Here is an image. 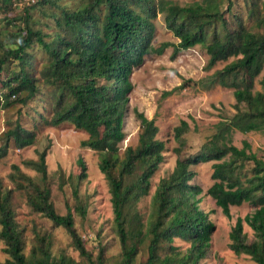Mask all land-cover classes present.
I'll use <instances>...</instances> for the list:
<instances>
[{"label":"trees","instance_id":"trees-1","mask_svg":"<svg viewBox=\"0 0 264 264\" xmlns=\"http://www.w3.org/2000/svg\"><path fill=\"white\" fill-rule=\"evenodd\" d=\"M54 5L55 0H37L26 4L22 13L2 18L0 83L5 90L0 92V105H40L35 109L36 119L31 116L35 121L32 128L16 120L4 131L0 158L9 142L17 148L33 144L38 124L68 122L84 130L88 136L81 144L99 153V169L109 183L121 264H132L146 236L150 237L147 257L140 264H202L214 224L199 206L202 188L193 182L196 172L191 166L198 161H214V181L206 193L225 216L230 217L231 205H254L251 212L236 217L230 227L229 248L235 254L248 255L255 264H264V160L250 150L247 140H242L241 147L232 143L234 131L264 134V77L261 89L254 88L264 68V0H193L184 4L174 0H81L72 8L56 6L57 11L50 13L55 25L50 33L31 11L39 8L44 14L42 7ZM11 7V0H0V12L6 13ZM158 14L163 15L165 27L177 43L151 45L153 19ZM166 45L173 46L172 57L200 46L207 54V70L225 62L194 83L201 89L231 88L234 112L214 124V133L201 143L198 152L184 154L180 146L174 148V166L158 180L151 197V219L144 221L136 203L149 192L151 177L164 160L165 142L157 137L154 119L135 110L140 124L137 143L126 146L121 156L118 144L124 138V113L133 88L132 68L139 66L145 55L160 54ZM184 86L182 82L164 91L162 97ZM42 88L51 95L50 105ZM187 129L188 123L182 120L174 127V137L181 141ZM246 162L252 164L250 174L242 172ZM24 163L39 177L34 179L12 165L8 177L13 188L25 192L33 211L65 228L74 248L90 259L75 230L71 211L60 214L51 202L45 150L36 160ZM77 164L81 179L85 176L81 157ZM77 191L73 184L75 197ZM11 192L0 181V239L8 254L0 264H73L64 256L51 257L42 243L38 253L32 248L25 254L21 229L11 208ZM75 210L84 215L85 205L79 203ZM244 223L252 230L251 238L243 230ZM174 239L187 246L180 249L173 244ZM44 240L40 237L41 242ZM161 242L168 244L163 254L158 252Z\"/></svg>","mask_w":264,"mask_h":264},{"label":"rangeland","instance_id":"rangeland-1","mask_svg":"<svg viewBox=\"0 0 264 264\" xmlns=\"http://www.w3.org/2000/svg\"><path fill=\"white\" fill-rule=\"evenodd\" d=\"M36 1L25 3L20 0H11V10L6 13L0 12V24L4 23L2 21L4 16L11 17L22 13L26 4L30 5ZM80 1L55 0L54 6L42 7L44 14L39 8L32 10L31 13L36 21L43 25L45 31L52 33L55 30V25L50 13L57 11L56 6L72 8ZM174 1L184 4L193 0ZM153 23L154 31L151 38L153 47H159L163 42H178L171 31L166 29L162 14H158L153 19ZM172 50V45H166L160 54L145 55L143 62L132 68L130 78L133 88L128 95L127 108L124 113V138L118 144L119 156L126 146L134 147L136 145L140 124L134 114L135 110L142 112L148 119H154L158 127L157 137L165 142L164 160L151 177L149 192L136 203L137 210L143 215L144 221L151 219L153 212L151 197L158 180L169 173L174 166L177 157L174 148L180 146L181 152L184 154L198 152L201 143L214 133V124L234 112L235 100L231 88L215 86L211 89H201L194 83L215 69L221 68L225 62H219L207 70L205 69L207 54L200 46L196 45L182 50L174 57H172ZM231 59L229 58L227 61ZM7 67L17 68L14 65ZM263 77L264 68L254 81L256 90L261 89L260 80ZM182 82H185L184 87L162 97L164 91L171 90ZM4 90L5 88L0 83V92H4ZM42 92L46 96L47 104L50 105L51 95L47 94L48 90L42 88ZM39 105L40 103L38 106L36 103H31L28 106H21L19 103H14L9 107L0 105V147L3 146L5 140L4 131L13 126L16 120H19L23 126L32 128L35 121L31 116L34 115V119H36L35 109ZM44 112L45 109L42 113ZM182 120L188 123V129L181 136V141H178L174 137V127L178 126ZM35 130L36 138L33 144L17 148L14 143L9 142L5 155L0 158V181L4 189H12L11 208L14 219L21 229L25 254L28 255L32 248H36L38 253V248L42 243L51 257L57 259L59 256H64L69 258L73 264H121L122 250L113 220L109 183L104 173L99 169V153L81 144L83 140L87 139L88 134L68 122H62L56 126L38 124ZM243 139L249 142L250 150L256 152L264 160V134L255 131L233 132V144L241 147ZM42 150H45L46 183L51 191V202L60 214H65L68 210L71 211L75 230L86 251L89 252L90 259L80 255L79 251L74 248L71 236L65 228L54 225L52 221L29 207L25 192L14 189L13 183L8 177V174L13 170L12 165H16L28 176L34 179L38 178L39 175L27 167L24 162L36 160L38 153ZM80 157L85 164V176L78 179L81 169L77 164V159ZM213 162L198 161L191 166L196 172L193 182L202 188L199 206L207 212L208 218L214 224L209 246L201 262L202 264H255L248 255L235 254L228 245L230 242L228 234L236 217H243L251 212L254 205L249 202L231 205L229 207L230 217L225 216L221 207L216 205L214 199L206 193L214 181L211 179ZM251 166V162H246L242 172L246 174ZM73 184L78 188L77 197L72 194ZM79 203L85 205L84 215H80L75 210ZM243 230L249 238L252 237V230L245 223ZM40 237L45 238L44 243L40 241ZM149 238L146 236L138 247L132 264H140L146 259ZM173 244L180 249L187 246L186 242L179 239H174ZM5 246L3 240L0 239V261L8 257L4 251ZM167 249L168 244L161 242L158 252L163 254Z\"/></svg>","mask_w":264,"mask_h":264},{"label":"built area","instance_id":"built-area-1","mask_svg":"<svg viewBox=\"0 0 264 264\" xmlns=\"http://www.w3.org/2000/svg\"><path fill=\"white\" fill-rule=\"evenodd\" d=\"M20 1H22V2H25V3H29L30 1H34V0H20Z\"/></svg>","mask_w":264,"mask_h":264},{"label":"crops","instance_id":"crops-1","mask_svg":"<svg viewBox=\"0 0 264 264\" xmlns=\"http://www.w3.org/2000/svg\"><path fill=\"white\" fill-rule=\"evenodd\" d=\"M239 132V131H238ZM238 147V146H237Z\"/></svg>","mask_w":264,"mask_h":264}]
</instances>
